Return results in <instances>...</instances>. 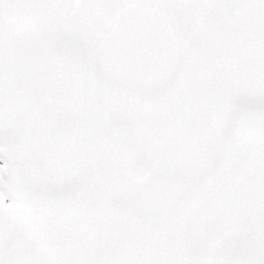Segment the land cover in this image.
Here are the masks:
<instances>
[{"label":"snow or ice","instance_id":"6c2138e0","mask_svg":"<svg viewBox=\"0 0 264 264\" xmlns=\"http://www.w3.org/2000/svg\"><path fill=\"white\" fill-rule=\"evenodd\" d=\"M0 264H264V0H0Z\"/></svg>","mask_w":264,"mask_h":264}]
</instances>
